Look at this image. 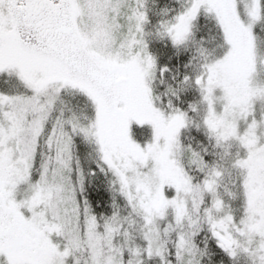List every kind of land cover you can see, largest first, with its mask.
I'll use <instances>...</instances> for the list:
<instances>
[{"label":"snow or ice","instance_id":"obj_1","mask_svg":"<svg viewBox=\"0 0 264 264\" xmlns=\"http://www.w3.org/2000/svg\"><path fill=\"white\" fill-rule=\"evenodd\" d=\"M0 264H264V0H0Z\"/></svg>","mask_w":264,"mask_h":264}]
</instances>
